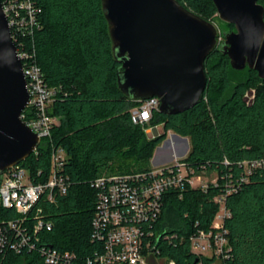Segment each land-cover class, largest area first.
<instances>
[{
  "label": "trees",
  "instance_id": "16d2710c",
  "mask_svg": "<svg viewBox=\"0 0 264 264\" xmlns=\"http://www.w3.org/2000/svg\"><path fill=\"white\" fill-rule=\"evenodd\" d=\"M178 1L207 20L217 13L213 0ZM34 2L41 8L34 35L37 57L47 83L56 90L50 112L58 120L51 138L21 163L34 176L42 170L37 179H44L58 146L66 151L63 171L69 177L66 194H57L54 201L43 197L37 204L53 225L41 234L43 243L75 254L70 264H88L87 257L98 247L91 237L97 200L91 181L104 173L150 170L153 149L164 135L150 138L146 129L163 124L165 132L189 136L191 150L184 161L217 172L218 184L206 191L187 189L182 198L167 196L156 223L162 235L158 256L177 264L196 259L197 264H213L217 258L194 253L189 238L210 226L219 208L214 197L230 187L225 201L231 211L226 222L230 252L224 264H264V169L247 171L240 164L264 157V78L255 69H233L229 56L215 48L206 60L208 83L198 104L178 114L155 111L149 123L137 124L132 110L140 100L129 98L118 85L121 63L113 54L102 0ZM259 2L264 6V0ZM226 24L228 31L234 29ZM252 88L256 95L247 103L244 95ZM113 160L119 171H113ZM1 214L13 217L15 211ZM168 234L178 238L167 239ZM0 264L48 263L38 251L26 250L0 254Z\"/></svg>",
  "mask_w": 264,
  "mask_h": 264
},
{
  "label": "built area",
  "instance_id": "2783aa9c",
  "mask_svg": "<svg viewBox=\"0 0 264 264\" xmlns=\"http://www.w3.org/2000/svg\"><path fill=\"white\" fill-rule=\"evenodd\" d=\"M3 3L30 94L22 119L42 142L51 138L58 119L50 112L56 90L46 81L34 42L35 32L40 27L41 8L34 0H5ZM160 104L158 97L140 100V105L132 110L133 122L146 125L154 112L160 110ZM37 149L34 152L37 153ZM66 156L63 148L54 147L52 169L48 177L41 180L37 177L44 173L42 170L34 176L21 162L0 170V254L35 250L48 264H70L74 260L75 254L43 243L41 234L51 230L53 225L37 205L43 197L54 201L57 194L67 193L69 177L63 171ZM240 164L247 171L264 169V157L247 159ZM213 172L206 166L196 168L180 158L152 166L148 171L104 173L93 179L91 186L97 191V200L91 237L98 247L87 257V263L150 264L151 258L156 260L162 237L156 223L167 196L176 193L182 198L185 190L199 187L208 190L210 184H218V173L216 181L204 180L202 174ZM230 190L227 187L214 197L219 208L210 226L198 228L189 238L194 253L217 258L213 264H224L230 252L226 222L231 211L225 203ZM11 209L15 211L13 217L1 214L2 210ZM165 238L172 240L178 235L168 234ZM169 264L177 263L169 260Z\"/></svg>",
  "mask_w": 264,
  "mask_h": 264
},
{
  "label": "water",
  "instance_id": "95a60500",
  "mask_svg": "<svg viewBox=\"0 0 264 264\" xmlns=\"http://www.w3.org/2000/svg\"><path fill=\"white\" fill-rule=\"evenodd\" d=\"M218 18L234 25L217 46L215 23L178 0H102L118 69L131 99L160 98V111L178 114L198 104L208 78L206 60L219 48L235 70L264 78V6L259 0H213ZM217 20V19H216ZM30 102L22 61L0 0V170L27 159L41 139L22 119ZM163 135V124L146 129ZM197 259L192 264H197Z\"/></svg>",
  "mask_w": 264,
  "mask_h": 264
},
{
  "label": "rangeland",
  "instance_id": "374dc122",
  "mask_svg": "<svg viewBox=\"0 0 264 264\" xmlns=\"http://www.w3.org/2000/svg\"><path fill=\"white\" fill-rule=\"evenodd\" d=\"M218 14L211 16L209 20L213 21L218 29V38H217V46H220L222 41L225 39L224 33H228V26L225 22L221 21L219 18L213 20L215 16ZM244 75L239 76L243 78ZM256 95V89L252 88L247 90L245 93V99L247 103H251ZM159 125V124H157ZM153 125V126H157ZM152 127V126H149ZM148 127V128H149ZM164 138L161 140L159 144L153 149L152 157L150 159V163L153 166L160 165L162 163H172L180 158H186L191 150V141L189 136L179 135L173 130H168L164 134ZM159 135H155L153 138L158 137ZM117 160H113L111 162L113 171H119L117 168ZM125 165V164H123ZM126 167V166H125ZM124 169V168H123ZM122 171V169H121ZM204 180L216 181L217 172H213L211 174H202ZM207 177V178H206ZM152 262L156 264H169V260L166 257L157 256L156 261L152 260Z\"/></svg>",
  "mask_w": 264,
  "mask_h": 264
},
{
  "label": "crops",
  "instance_id": "0c3cea01",
  "mask_svg": "<svg viewBox=\"0 0 264 264\" xmlns=\"http://www.w3.org/2000/svg\"><path fill=\"white\" fill-rule=\"evenodd\" d=\"M162 164H164V163H162ZM154 166V165H153Z\"/></svg>",
  "mask_w": 264,
  "mask_h": 264
}]
</instances>
